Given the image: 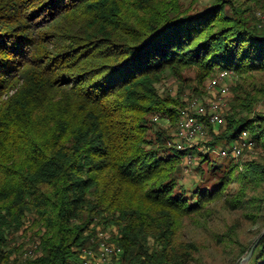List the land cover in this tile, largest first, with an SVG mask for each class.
I'll use <instances>...</instances> for the list:
<instances>
[{
  "label": "trees",
  "instance_id": "trees-1",
  "mask_svg": "<svg viewBox=\"0 0 264 264\" xmlns=\"http://www.w3.org/2000/svg\"><path fill=\"white\" fill-rule=\"evenodd\" d=\"M210 1L192 11L182 0H0V264L23 246L13 239L25 221L42 254L21 264H80L100 225L117 229L128 264H191L201 248L179 239L183 218L218 200L261 233L264 81L251 78L264 74V19L251 12L264 0ZM186 68L235 79L207 153L172 143L185 103L155 87ZM244 130L257 156L212 159ZM188 155L202 177L189 189ZM253 241L239 242V258ZM248 264H264V235Z\"/></svg>",
  "mask_w": 264,
  "mask_h": 264
},
{
  "label": "rangeland",
  "instance_id": "rangeland-1",
  "mask_svg": "<svg viewBox=\"0 0 264 264\" xmlns=\"http://www.w3.org/2000/svg\"><path fill=\"white\" fill-rule=\"evenodd\" d=\"M182 2L184 7L190 8L192 11L202 10L211 3L210 0H182ZM252 8L251 13L256 18L257 11H262L264 13V9H260L257 6ZM217 75L215 74L213 77L200 81L198 79V73L194 68H186L181 72V76H174L169 72H165L162 74L161 79L156 82L155 87L158 89L160 95H173L184 102L185 105H189L191 103L190 101L195 99L199 103H205L210 100H214L215 96H217L216 91L212 92V90L208 87L209 80L213 79ZM251 80L255 82L264 81V74H257V76L251 78ZM234 81V77L230 75L225 80V83L229 87V93L223 97L225 101V105L222 106L223 116L233 103L234 94L232 91V85ZM156 122L166 128L169 127L167 122H162L159 118ZM223 127L224 125L209 126L204 121L202 129L203 133L196 138L192 146H190V149L201 153H207L209 148L207 143L212 138L210 130H213L216 134L219 133ZM168 130L171 132L172 141L176 142V126H172V128H168ZM150 133L153 137L154 132L151 131ZM220 147H222V145L218 144L216 149L210 151L209 153L211 154L212 159H216V157H218V161L223 163L225 158L218 152ZM252 152L253 154L251 155V158L257 156V149H254ZM246 157L247 155L243 158H239L238 160L243 162L245 159H248ZM198 161L197 155H188L185 158V167L183 168V176L180 183L187 189L202 181L201 175L196 171V167L199 165ZM202 166L205 168L206 164L203 163ZM25 223L26 224L20 233H23L25 231L24 229H26V231L22 235H16L13 239V243L15 245H18V243L23 245L19 249V252L22 251L28 243L38 240V237L34 233L35 229L29 227V221H25ZM101 226L102 225H100V227ZM233 226H236V230H238L236 235V240H238V242L236 241L232 244V241L229 240L222 241L221 236L229 227ZM256 228V225L254 226L248 219L245 218V216H243L242 211L234 208L230 209L226 202L218 200L217 202L210 204L203 215L200 216L198 214L190 215V217H184L182 227L179 231V239L185 242H190L192 240L201 248L200 252L196 254L195 259L192 260L191 264H238L241 260V257H238V253L241 249L239 242L245 244L249 240H255L259 236L255 230ZM116 230L117 229L115 227H112V234L116 235Z\"/></svg>",
  "mask_w": 264,
  "mask_h": 264
},
{
  "label": "built area",
  "instance_id": "built-area-1",
  "mask_svg": "<svg viewBox=\"0 0 264 264\" xmlns=\"http://www.w3.org/2000/svg\"><path fill=\"white\" fill-rule=\"evenodd\" d=\"M257 16L264 19L262 11L256 12ZM229 72L221 71L213 79L209 80L208 87L212 92L216 91L217 96L214 100L202 103L196 99L190 101L189 105L180 108L179 122L176 128L175 136L177 141H172L178 148L187 149L203 131L204 119L208 117L209 122L214 126L225 123V116L222 114V106L225 105L223 97L228 95L229 87L225 83ZM158 120L157 116L154 117ZM255 143L248 130H244L237 139L230 142L225 147L218 149L219 154L224 158H246L251 159ZM249 155V157H248ZM112 232L108 229L97 227L95 239L90 246L80 247V264H128L123 259V249L120 245L111 240ZM29 240V239H28ZM42 254L39 241L28 243L22 251L11 257L9 264H21L25 259H33Z\"/></svg>",
  "mask_w": 264,
  "mask_h": 264
},
{
  "label": "water",
  "instance_id": "water-1",
  "mask_svg": "<svg viewBox=\"0 0 264 264\" xmlns=\"http://www.w3.org/2000/svg\"><path fill=\"white\" fill-rule=\"evenodd\" d=\"M263 235H264V228L262 229V231L259 234V236L253 241V243H252L250 249L248 250V252L244 256L241 257V260H240V262L238 264H248L254 248L256 247L258 241L262 238Z\"/></svg>",
  "mask_w": 264,
  "mask_h": 264
}]
</instances>
